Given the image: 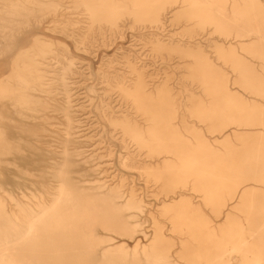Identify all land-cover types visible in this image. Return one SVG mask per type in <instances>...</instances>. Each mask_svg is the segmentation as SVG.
Wrapping results in <instances>:
<instances>
[{"label": "bare ground", "instance_id": "1", "mask_svg": "<svg viewBox=\"0 0 264 264\" xmlns=\"http://www.w3.org/2000/svg\"><path fill=\"white\" fill-rule=\"evenodd\" d=\"M170 2L184 9L176 17L196 22L202 29L211 26L222 40L213 45L216 55H212L206 51L210 44L202 38L168 35L165 41L153 32V50H173L193 59L194 75L202 77L204 92L215 99L213 104H228L234 112L248 107L230 96L228 76L217 59L238 74L240 84H264V0H0V264H175L163 228L155 224L150 235L144 231L142 216L147 208L142 198L132 193L125 196L118 184L84 185L76 178L79 167L96 155L84 148L80 134L82 121L73 91L77 61L64 41L29 30L43 27L52 16L54 24L44 29L64 34L66 26L59 27L64 23L61 18L77 13L81 14L77 22L83 20L89 26L112 28L127 15L157 31L169 14L164 11ZM58 45L63 46V53L57 50ZM246 54L261 62L260 69ZM133 68L132 85L120 81L117 86L134 99L135 111L142 112L143 122L137 119V112L117 110L107 121L139 147L162 146L167 126L174 129L172 135L182 134L179 145L185 157L183 154L173 173L159 176L170 191L194 179L193 188L216 202L212 190L232 187V196L242 182H264L263 163L254 167L244 154L230 159L216 154L214 143L219 142V136L209 138L203 130L187 125L184 118H197L207 124L211 134L220 135L228 133L225 129L231 124L226 122L230 117L224 116L227 110L220 112L218 120L214 118L217 110L194 95L183 99L190 104L177 105L169 79L162 86L149 87L142 68ZM260 111L264 125V110ZM183 131L196 143L187 136L182 138ZM41 144L50 149L44 150ZM26 147L34 151L32 155L42 151L39 155L47 157L43 163L48 170L41 177L51 182L43 192L23 193L26 199H22L7 188L24 182L14 179L19 176L8 165L28 174L19 166H35L40 159L33 157L32 161L25 156ZM262 149L264 144H258L259 156H264ZM219 171L227 175L220 176ZM212 178L218 183L211 184ZM174 193L177 196L170 198L174 204L166 208L174 214L173 231L186 233L191 239L182 246L183 260L193 264H264V204L249 198L251 192L246 195L249 210L237 207L244 218L230 216L226 225L216 228L196 214L198 208L192 201L179 205L182 193ZM146 217L154 222V216ZM98 228L118 234L122 240L100 235ZM138 233L150 243L138 239Z\"/></svg>", "mask_w": 264, "mask_h": 264}, {"label": "rangeland", "instance_id": "2", "mask_svg": "<svg viewBox=\"0 0 264 264\" xmlns=\"http://www.w3.org/2000/svg\"><path fill=\"white\" fill-rule=\"evenodd\" d=\"M177 2L167 3V11L164 12L169 11L168 18L165 17L163 27L157 31L145 27L144 24L135 23L127 15L119 19L116 26L112 28L102 27V25L89 26L83 20L77 22V16H81L77 13L74 15L68 13L66 17L61 18L60 21L64 23L59 27L61 30L66 26L64 34L44 29V26L54 24L50 22L52 16H48L43 27H32L29 30L33 32L37 30L41 34L64 41L67 43L71 55L77 61V70L73 76V91L74 104L78 108L77 113L82 121L80 134L85 141L84 148L88 150V153L96 155L91 158V162L79 167V174L76 173V178L84 185L103 182L106 185L118 184L120 191L125 196L132 193L136 197L142 198L147 208V212L142 216V221H145L144 231L150 235L153 226L158 224L168 237L170 259L175 264H193L181 258L182 246L191 241L190 236L186 233L181 234L173 231L172 215L174 214L167 212L166 209L174 204L170 199L173 195L177 196L174 192L182 193L181 197L177 199L180 200L179 205L184 207L185 201H192L198 208L196 214L203 216L216 228L226 225L230 216L244 218V214L239 212L237 207L241 206L243 209L249 210L246 195L250 192L253 195L251 197L250 194L249 198H253L257 204H264V182L259 180L242 182L232 196L229 195L232 187L212 190V196L216 202H212L206 194L193 188L194 179H190L186 184L179 185L170 191L159 176L173 173L180 166L184 154V151L181 150L182 145H179L182 143L180 140L182 134L172 135L174 129L167 126L164 132V141H161L163 145L157 147H139L133 144L129 138H123L122 131L108 122V117L113 114L114 110H117V113L119 111L130 112L133 115H137V111L133 105L135 104L134 99L124 95L117 84L120 81H124L125 86L132 83L135 79L133 67L139 66L140 69L142 68V74L145 75L149 87H156L159 84L162 86L164 80L169 79V87L172 88L171 94L176 98L177 105L190 104L187 99H183L194 95L201 97L204 104L209 108L212 107L213 111L217 110L214 118L218 120L222 116L220 112L227 110L224 116L230 117L226 122H231V124L227 125L225 130H228L229 134L224 133L225 131L220 135L211 134L205 122L189 116L184 118L188 121L187 125L203 130L209 138L213 139L215 136H219V142L214 143L216 154L229 159L244 154L246 161L251 162L254 167L264 164V156H259L257 150L258 144H264V125L261 124L260 118V110H264V84L260 83L255 86L240 84L238 74L217 59L220 62L219 66L224 67L228 76V86L227 84L226 86L230 96L242 100L248 106L237 108L238 112L230 111L228 104H213L215 99L204 92L206 85L201 76L194 75L193 59L173 50H153L154 37L152 33L154 32V34L157 33L158 36L163 37L165 41H168V35H175L178 38H190V36H193L192 39L202 38L204 42L210 44L206 51L216 55L214 44H219L222 37L218 36L211 26L202 29L203 27L198 26L196 22L188 21L182 16L176 17V14L184 11ZM60 21L56 24H59ZM66 34L70 35V38ZM163 34L165 35L163 36ZM57 47L60 53L64 52L63 46L58 45ZM246 56L251 64L260 69L261 62L259 60L252 58L249 54ZM92 88L94 91L90 90ZM177 108L179 109V106ZM137 113L139 114L137 119L143 122L142 112L138 111ZM105 114L106 116L103 117ZM212 122L216 123L217 121L213 120ZM186 136L192 138L196 143L195 138L184 132L182 138L186 139ZM166 145L168 148L164 147ZM41 146L44 150L50 149L47 144H41ZM30 152L31 150H28L27 147L23 150L25 156H29L31 159L36 157L35 159L37 161L40 159L42 163L36 161L38 164L35 166L32 164H25V167L19 166V168H25L29 175H22L14 165H8L15 175L24 176L22 178L24 180L19 177L14 178L16 181H24L19 187L13 188V186L7 185L8 190L19 198L23 197V193L29 195L34 190L43 192L51 182L47 178L41 177L46 175L48 170L47 163H43L46 162L47 157L39 155L42 151L36 152L38 155H32L31 153L34 151ZM16 160L22 164L21 158L18 157ZM218 174L220 176L227 175L222 171H219ZM209 182L211 184L218 183L214 178ZM251 212L256 215L255 211ZM146 215L154 216V222L151 223ZM97 231L100 235H109L117 238L116 240H122L118 234L104 231L101 228H98ZM136 236L143 242L150 243V240L145 239L142 233H138ZM127 241L133 245V242ZM191 247H195V245H191Z\"/></svg>", "mask_w": 264, "mask_h": 264}]
</instances>
